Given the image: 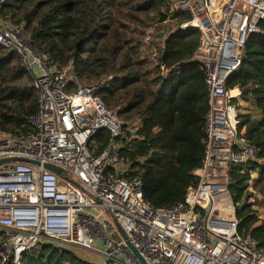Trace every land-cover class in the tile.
<instances>
[{"label": "built area", "instance_id": "2783aa9c", "mask_svg": "<svg viewBox=\"0 0 264 264\" xmlns=\"http://www.w3.org/2000/svg\"><path fill=\"white\" fill-rule=\"evenodd\" d=\"M175 7L192 16L183 27L202 32L195 59L205 68L209 110L198 184L173 208L147 202L141 181L129 178L131 162L117 140L130 145L140 122L128 123L107 104L101 84L70 90L77 78L52 66L23 25L0 19V46L21 58L39 94L38 112L29 120L34 131L0 135V160L39 163L0 164V264H22L24 254L44 242L95 251L100 264H140L119 227L148 264H264L259 242L238 232L230 192L231 168L260 162L259 150L240 132L234 91L226 88L249 36L260 31L264 0H176ZM149 30L147 50L158 63L160 40H154L155 28ZM102 131L110 140L97 151L92 141Z\"/></svg>", "mask_w": 264, "mask_h": 264}, {"label": "trees", "instance_id": "16d2710c", "mask_svg": "<svg viewBox=\"0 0 264 264\" xmlns=\"http://www.w3.org/2000/svg\"><path fill=\"white\" fill-rule=\"evenodd\" d=\"M175 1L5 0L0 4L3 22L23 25L52 66L77 78L70 90L101 82L107 104L119 108L128 123L140 122L130 145L124 139L117 143L131 162L129 178L141 181L145 200L157 208H173L184 201L188 189L198 184L195 172L207 149L208 89L205 68L195 59L202 32L183 27L192 17L177 10ZM158 25H167V30L155 44V63L146 35ZM259 28L249 36L226 88L237 91L234 101L244 104L239 130L258 148L260 159L230 171L238 232L258 241L264 251V222L254 209L257 201H250L259 195L264 207V21ZM32 82L21 58L0 46V135L34 131L29 120L38 112L39 94ZM127 135H131L128 129ZM109 140L102 131L92 144L101 151ZM2 234L0 230V238ZM1 252L0 240V257ZM22 264L88 263L71 247L44 242L24 254Z\"/></svg>", "mask_w": 264, "mask_h": 264}, {"label": "rangeland", "instance_id": "374dc122", "mask_svg": "<svg viewBox=\"0 0 264 264\" xmlns=\"http://www.w3.org/2000/svg\"><path fill=\"white\" fill-rule=\"evenodd\" d=\"M166 26L167 25H158L156 27H151V28H155V30L153 31L154 36H155V38H154L155 41L163 39V35H164L163 33L166 32V30H167ZM151 28H149V29H151ZM143 50H144V48H143ZM68 75H70V74H68ZM100 83L99 82H94V83H91L90 85H95V84H100ZM82 85H85V84H82ZM232 95H233V97H236L237 93L236 92H232ZM236 103L238 104L239 110L241 112L243 110V108H244L243 107L244 104L239 99H238V102H236ZM256 173L253 175L254 177L257 176ZM261 199H262L261 196L255 195V197L251 198L250 201L253 204L257 201V203H255L254 209L258 213L260 220L262 222H264V207L259 205V201ZM71 248H72V251L75 253V255H77L83 262H86L88 264H100V263L103 262L102 255L99 254V253H96L95 251H88V250L79 249V248H75V247H71Z\"/></svg>", "mask_w": 264, "mask_h": 264}, {"label": "water", "instance_id": "95a60500", "mask_svg": "<svg viewBox=\"0 0 264 264\" xmlns=\"http://www.w3.org/2000/svg\"><path fill=\"white\" fill-rule=\"evenodd\" d=\"M10 161H25V162H29L32 164H39L36 161H31V160H27V159H19V158H13V159H2L0 160V164L5 163V162H10ZM45 168H47L48 170L52 171L53 173L57 174L58 176L62 177L65 174V170L55 166L53 164H45ZM243 204H241L242 206ZM119 227V226H118ZM119 230L126 242L127 247L132 251V253L134 254V256L139 260L140 264H148L147 261L145 260V258L142 256V254L135 248V246L133 245V243L129 240L128 236L123 232V230L119 227Z\"/></svg>", "mask_w": 264, "mask_h": 264}, {"label": "crops", "instance_id": "0c3cea01", "mask_svg": "<svg viewBox=\"0 0 264 264\" xmlns=\"http://www.w3.org/2000/svg\"><path fill=\"white\" fill-rule=\"evenodd\" d=\"M192 17V16H191ZM234 92H236L237 93V95H238V92L237 91H234Z\"/></svg>", "mask_w": 264, "mask_h": 264}]
</instances>
